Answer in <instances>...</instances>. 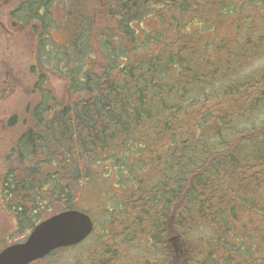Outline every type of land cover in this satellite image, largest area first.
<instances>
[{
	"label": "trees",
	"instance_id": "16d2710c",
	"mask_svg": "<svg viewBox=\"0 0 264 264\" xmlns=\"http://www.w3.org/2000/svg\"><path fill=\"white\" fill-rule=\"evenodd\" d=\"M56 2L22 0L11 13L38 43L30 68L39 94L30 108L33 123L8 154L17 166L0 172V197L18 215L19 235L47 203L77 208L85 188L119 203L126 190L118 225L146 234L142 212L154 211L153 230L163 235L177 207L182 236L205 226L212 233L198 238L217 242L195 264H264V248L257 257L252 245L241 246L253 238L237 231L245 207L264 214V65L256 64L264 54V23L260 30L235 19L241 4L258 1L109 0L98 14L100 30L81 0L64 2L58 17ZM156 19L158 27H146ZM227 24H236L242 38L226 35ZM52 29L63 32L62 43L52 40ZM49 67L69 77L76 99L56 98ZM111 151L121 176L116 189L105 173ZM113 220L106 242L95 244L84 264H121L118 247L127 242L114 237Z\"/></svg>",
	"mask_w": 264,
	"mask_h": 264
},
{
	"label": "rangeland",
	"instance_id": "374dc122",
	"mask_svg": "<svg viewBox=\"0 0 264 264\" xmlns=\"http://www.w3.org/2000/svg\"><path fill=\"white\" fill-rule=\"evenodd\" d=\"M21 1L22 0H0V172H6L8 168H10V165L14 167L17 166L18 163H16L12 157H9L8 154L11 152L19 136L27 127L32 125L30 108L39 98V94L33 91L35 76L30 71L31 66L35 63V54L38 44L37 36L29 27L19 24L16 18L11 15ZM66 1L68 0H57L54 9L56 17L61 15L63 3ZM81 1L84 7L97 17V28L100 30L104 18L98 14L101 13L109 0ZM257 1L258 3L256 2V6H245L241 4L242 8L238 15L235 16L238 25L244 20H250L251 22H255L261 30V26L264 23V13L262 12V10H264V0ZM209 2H214V0H209ZM66 18L63 20L65 21ZM242 24L243 22L241 25ZM145 25L147 28L154 29L158 27V19L149 21L147 24L145 23ZM226 27V35L231 34L242 38V36L237 33L236 24L233 27L232 24H227ZM62 33L63 32L59 29H52V40L58 44L62 43L64 40ZM98 57L101 58V61L105 59L101 54L96 55V58ZM256 64L257 67L264 65V54L261 55L260 58H257ZM69 71L70 69H68V72ZM47 74L48 86L52 88L58 100L67 102L76 99L77 95H70L69 89L67 88L69 77L50 67L47 69ZM3 92L4 96H1ZM15 115H17V118L12 121ZM112 156L113 152L111 151V161L109 163L111 168L105 171V173L109 176L108 185L116 189L119 181L121 182V176H119L120 170L113 167V165H117V163L113 160ZM102 169L103 168H101V170ZM143 169H145V171L148 170L147 167ZM104 180L105 179L100 178L99 183ZM133 181L134 179L132 178L128 179V185L130 186ZM94 185H97V183ZM110 186L108 189H110ZM96 192V190L85 188L83 191L84 197H82V195L80 196L77 205L78 209L85 208L88 210L96 220V230L89 239L76 247L56 250L47 256L46 259L37 260L32 264H79V262L84 264L95 251V249H93L96 247L95 244L103 242L104 238H107L108 226L109 223L113 224L110 220H112L115 213L117 214L115 215L116 220H113V227L115 228L114 237H116V240L119 242L123 240L127 242V244H120L118 247L119 254L122 253L123 255L121 257V264H195L196 261L201 260L203 262L208 258L213 249L217 247L215 245L217 242H212V245L209 246L208 242H201L198 238L212 233L211 229L205 226H201L200 228L202 229L199 228V230L192 229V237H188L189 233L186 237L184 235L182 236L178 226L184 219L178 216L180 210L177 207H173L169 220L166 218L165 222L161 221L164 224V228H169L163 235L158 233L155 229L153 230L155 225L154 219L158 215L154 213V211H152L151 214L142 212L144 223L148 221V229L145 230L146 234L142 233L140 229H137L135 225H118L117 221L125 220L122 211L118 209L119 203L123 201L128 192L124 190L118 195L120 197L119 203H116L117 200H109V194H106L103 190V195H105L104 198H102V195H95ZM245 208V212L240 214L241 219L239 218L237 231L242 235L249 234V236L253 238H249V242L246 240L241 246L247 248L252 245V250L254 254L257 252L258 257L259 249L264 248V214L257 215V208ZM63 209L64 207L60 203H47V208L42 210L39 219L46 218ZM112 210L115 211L111 212ZM17 216L14 210L7 208L4 199L0 197V250L4 246L24 238L25 235H19L17 230ZM188 218L190 219V216ZM116 225L118 226L116 227ZM188 226L189 225L186 224L185 227L182 228L187 230ZM234 233L236 236L239 235L238 232ZM257 240L260 242H257ZM174 242L179 243L178 248L175 247ZM167 249H170L169 255L166 254ZM202 254L203 256H201ZM229 254L236 255L227 251L226 253L224 252L225 256ZM204 256H206L205 259ZM214 257L217 258L219 255H215ZM208 264L210 263L208 262ZM218 264L223 263L219 260Z\"/></svg>",
	"mask_w": 264,
	"mask_h": 264
},
{
	"label": "water",
	"instance_id": "95a60500",
	"mask_svg": "<svg viewBox=\"0 0 264 264\" xmlns=\"http://www.w3.org/2000/svg\"><path fill=\"white\" fill-rule=\"evenodd\" d=\"M91 217L68 209L35 226L25 241L11 244L0 252V264H30L53 250L83 241L93 230Z\"/></svg>",
	"mask_w": 264,
	"mask_h": 264
},
{
	"label": "flooded vegetation",
	"instance_id": "af4514ba",
	"mask_svg": "<svg viewBox=\"0 0 264 264\" xmlns=\"http://www.w3.org/2000/svg\"><path fill=\"white\" fill-rule=\"evenodd\" d=\"M176 247L178 248V245L176 244Z\"/></svg>",
	"mask_w": 264,
	"mask_h": 264
}]
</instances>
